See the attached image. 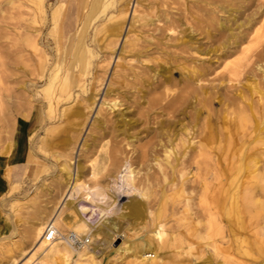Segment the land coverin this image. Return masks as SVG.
Wrapping results in <instances>:
<instances>
[{
  "label": "rangeland",
  "instance_id": "obj_1",
  "mask_svg": "<svg viewBox=\"0 0 264 264\" xmlns=\"http://www.w3.org/2000/svg\"><path fill=\"white\" fill-rule=\"evenodd\" d=\"M161 1L154 0L145 5L146 7L143 4L144 7L136 8V12L138 15L147 14L151 17L168 12L173 18H178L176 13L180 9V20L182 23L186 22L188 27L184 25L178 27L177 32L184 31L178 36L179 38L189 40L191 37L192 42H198L202 49H216L222 42L226 35L223 32L216 33L217 35L210 40L205 37V28L192 17L195 13L200 15V12L190 10L192 15L190 16L188 11L183 12V4L173 3L171 0ZM38 4H40L39 0H0V264H12L13 260L16 264L23 263L26 254L35 244L28 235L29 231L44 222L46 228L58 209L65 218L80 219L92 229L99 228L101 236L95 241L90 239V244L93 243L96 247L92 258H81L76 252L70 251L67 261L57 260L55 264H137L132 251H137L136 246L151 235L153 221L164 225L167 237L165 244L163 243L165 246L162 245L163 249L161 247L159 251L158 264H264V231H262L264 230V180L259 184L255 182L249 169L256 158L261 159L260 154L264 151L262 150L264 132H250V128L247 131L238 130L230 135L231 138L220 136L215 141L212 146V156L216 163L217 176L215 178L208 176L207 193L202 196L203 187L199 184V179L192 176L195 175V165L190 161L197 153L198 142H202L205 119L213 129L222 125L219 122L223 110L220 100L221 96L228 94L225 84L219 87L218 93L216 91L215 97L210 98L207 104H195L191 101L173 116H166L160 115L157 111L169 100L163 90L160 89L152 96L147 95L144 100H138L139 95L135 89L140 86L132 85L131 82L130 75L136 72V75L148 79L150 83L154 82L151 87L156 85L159 78L169 77L172 82L180 83L179 88H181L184 79L182 75H187L186 71L190 66H207L210 62L212 68L217 70L209 79L217 80L225 74L222 67L219 68L222 61L217 60L216 63L220 52H210L202 57L194 56L197 61L196 59L186 61L183 71L180 62L184 61L180 60V56L187 58L190 56L180 52L181 45L175 40L178 38L176 34L169 33L168 46L165 44L159 48L156 41L151 42V46L148 44L147 46L146 43L139 41L138 45L133 47L129 43L134 35L131 31L128 34L129 44H124L135 6L134 0L126 9V23L122 36L118 43H115L117 45L114 43H112L114 46L109 45L107 26L111 23V19L118 15L117 10L125 6V4H114L103 14H98V18L85 32L86 47H89L88 50L93 55L87 56L89 74L83 77L81 75L83 69L74 67L70 74L75 80L74 97L56 106V116L54 114L48 116L49 102L43 88L48 82L47 77L52 70L55 54L58 53L56 43H65L69 38V42H66L69 48L68 55L65 59L64 56L62 57L68 65L67 60L72 53L70 46L76 41L85 21L86 9L76 0H45L43 2L45 11L41 14ZM60 4L63 5L61 17L55 27L50 22V15ZM115 5H117L116 9ZM227 16L219 13L218 21L223 22L225 26L230 25ZM31 19H36L37 24L28 22ZM239 21L241 22L238 17V23ZM159 24L161 27L162 22ZM159 24L157 23V26ZM25 26L29 27L30 32L32 28L40 29L37 53L25 48L22 43V28ZM134 26L136 29L133 30L141 31L143 37L149 33L154 36L159 34L154 26H151L153 29L139 28V24ZM137 47L144 49L139 50ZM138 50L143 54L142 57H132ZM117 58L121 59L119 68H116L115 64ZM143 59L148 62L140 63L145 61ZM231 60L233 58L228 61ZM66 64L63 63L61 66L62 76L66 73ZM122 71L129 75L128 78L121 77ZM155 73L158 74V78L152 81L151 77ZM56 84L52 98L57 90ZM80 84L84 85L87 92L79 89ZM109 84L112 86L110 87L112 92L108 94ZM143 92L145 93L146 89H143ZM104 95H107L105 97L107 101L116 95L121 101L119 110L114 109L109 112L108 109H104L106 106L100 108ZM91 96H95L93 98L95 103L92 109L88 110L86 106ZM151 100H154L155 106L152 105L153 108L147 109L149 106L145 102ZM157 101H160L159 104ZM63 109H70L72 112L82 111L84 115L79 119L82 124L77 125L70 114H67L68 122L65 123L64 118L60 116ZM195 109H200L201 114L198 119ZM96 119H98L97 125L93 123ZM102 120L107 121L109 125H99V121L101 123ZM262 125L264 124L258 127ZM112 126L118 131L116 137L107 131V128ZM158 126L162 129L159 130ZM47 128L50 130L45 134ZM123 137L129 138V141L134 143L133 150L125 147ZM172 139H175L174 144L181 146L176 152L174 151L175 162L171 159L167 167L163 163L165 170L162 168L163 171H160L154 158L162 161V150L156 144L161 141L162 145L164 143L167 145V141ZM179 139H182L181 142ZM251 139L253 142L247 147ZM217 147H220V150ZM143 152L146 154L143 155ZM142 156L147 157L143 159ZM78 166L81 167L82 188L69 198V195L65 196L66 193L64 194L60 182L65 179L66 170L74 177ZM93 168L100 173L96 180L89 178ZM128 170L131 171L132 176L127 175ZM162 172H165V175ZM123 174L127 175L131 188L146 193L145 198L136 193L128 195L121 192L119 185L120 176ZM94 187L104 189L111 199H105L104 203L96 199L95 201L86 199L83 193L86 189ZM197 193L202 197H198ZM131 199L144 206V219L140 217L139 220L138 218L134 220L127 216L126 206ZM202 200H206L212 207L217 202L222 204L223 200L227 207L233 204L238 217L235 218L237 222L229 225L225 223L221 230H215L219 228L214 226V229L207 230L205 217L207 213L204 209L206 204L203 206ZM251 201H257L261 206L256 208ZM244 203H247V206ZM55 228L63 236L69 232L61 225ZM257 230L260 232L258 233ZM205 231H209V234ZM10 249L13 250L11 260L8 255Z\"/></svg>",
  "mask_w": 264,
  "mask_h": 264
},
{
  "label": "bare ground",
  "instance_id": "obj_2",
  "mask_svg": "<svg viewBox=\"0 0 264 264\" xmlns=\"http://www.w3.org/2000/svg\"><path fill=\"white\" fill-rule=\"evenodd\" d=\"M44 1L39 0L40 4H38L41 14L44 13V11H45V6L43 4ZM76 1L78 2V4H82V7L84 9H86V17H85V21H84V23H83V25H82L79 33H78V36L75 39L76 41L74 42V44L72 46H70V48H71L70 50L72 51V53H71V56H69V58L67 60V63H69L68 65L66 64V62H64V60H62V57L64 56L63 58L65 59V57L68 55V49L69 48H67V46H68L67 43L69 42V38L66 41L67 43L66 42L65 43H62V42L56 43L57 44L56 51L58 53L55 54V57L53 59L54 64L52 63L53 64L52 70L50 71V74L48 75V77L46 76L48 79V82L45 85V87L43 88V92L45 93V95H47V99L49 102V105L47 106L48 112H49L48 116H50V114L51 115L54 114L56 116L57 115L56 114L57 111L55 109L56 106L59 105V103H61L63 101L70 100L74 97L75 93H73V85H74L75 80H73L70 77L71 76L70 74H71L72 70L74 69V67H75V69H78V68L83 69L82 74H81L83 77L89 74V71H90L88 68L89 67V58L87 56L92 57L93 55L88 50L89 47L88 48L86 47V36L85 35L87 33L85 34V32L89 29L90 25H92L94 23V21L98 18V16L100 14H103L110 7L114 6V4H125L124 8L122 7V9L117 10L118 15H116L114 18H112L111 23L107 26L108 38H110L109 39L110 40L109 45H113L112 43H114V45H117L115 43H118V40L122 36L124 25L126 23V15H127L126 9H127V7H129V4L133 0H76ZM153 1L154 0H134L135 6H134V9L132 11V18H131L130 25L128 27V31L125 35L124 44L129 42L128 41V39H129L128 34L131 31L134 33L133 37L130 38L132 41L129 39L130 40L129 43L131 46L134 47V46L138 45L137 43L139 41H142V43L144 42V43H146V45L148 44L151 46V42L156 41V45L159 48H160V46L162 47L165 44L168 46L167 42L169 41V33L170 34H176L177 37L184 33L183 30H181L180 32L176 31V30H178V27H180L182 25H184V26L188 25L186 22H184V23L181 22V20H180L181 14L179 13L180 9L177 10V13H176L178 18H176V17L173 18V16L168 12H162L160 16L154 15L153 17H151L147 14L146 15L141 14L142 16L137 14L138 12H136V8L142 7L143 4H144V6L147 4H150ZM159 1H161V0H159ZM171 1H173V3L183 4L182 5L184 7L183 12L185 13L188 11V14L190 16H192L190 10L192 12H193V10H196L197 12L201 13L200 15L195 13L194 16H192V17L195 21H197V23L199 25H201L203 28H205L204 34L208 40L215 37L217 35L216 33L219 34V33L223 32L226 34L223 37L222 42L219 44V46L216 49H209V48L208 49H202V47L200 46V44L198 42H192L191 37L189 40H184L183 37L176 38L175 39L176 42H180L179 44L181 45L180 52L190 56V58L180 56V60L184 61V62H180V66L182 67V70L185 71L184 63L186 61H188L190 59H193V60L196 59V61H197V58H195L194 56L202 57V55H208L210 52H212V53L220 52V54L218 55V57L216 59V63H217V60L222 61L219 68L222 67L225 74L222 75L217 80L209 79L212 75L216 74V70H217V68H214V67L212 68V66H211L212 64H211L210 59H209L210 64L207 66L201 65V66H190L189 67V70L186 71L187 75H185V74L182 75L184 77V79H183V82L181 83V85H182L181 88H179L180 83L172 82L169 79V77H164L163 79L159 78V81L156 83V85L151 87V85H154V82H153V84L150 83V81H148V79H144V77H140L139 75H136L135 74L136 72L135 73L131 72L132 73V75H130L131 79H132L131 82H132V85H139L140 86L139 88L135 89V91H137V94L139 95L137 98L138 100H144L147 95L152 96L155 92H158L160 89L163 90L164 94L167 95V98H169V100L163 106H161L157 111H159L160 115H166V116H168V115L173 116L175 113L179 112V109H181L182 107H184L185 105H187V103H189L191 101H194L195 104L196 103L197 104L198 103H203V104L206 103L210 98L215 97L214 95H216V91L218 93V89H220L219 87H221L222 85L225 84L224 86L227 88V91H228L227 93L229 95L226 93L227 95L221 96V100H220L222 107H223V110H222V116L219 117V122L222 123V125L220 128L217 127V129H213L209 125L208 120L205 119L206 121L204 122V126H203V133L204 134L201 133L203 135H202V137L200 136L202 138L201 139L202 142H198V147H197L198 150L196 149L197 153H196L195 157H193V159L190 158V159H192V161H190V163L192 162L193 165H195V169H194L195 175H192V176H196L197 180L199 179V184L203 187V192H201V194H202V196H204L203 194L207 193L206 185H207L208 176L211 175L214 178H215V176H217L216 171H215L216 163L214 162V158L212 156L213 155L212 154V152H213L212 146L214 145L215 141L220 136H221V138H223V137L231 138L230 135L232 136V134L238 130L247 131L250 128V132L251 131H256L257 133H258V131L264 132V125H262V127H258V125L264 124V2H260L261 0H171ZM155 3H157V2H155ZM161 3H162V1H161ZM62 6L63 5H61V4L57 5V7H55L53 9V11L51 12L50 22L55 27L57 26V24L60 21ZM116 6L117 5H115V9H116ZM162 7H163V5H162ZM152 8H151V10L154 9V8L153 9ZM153 11H155V10H153ZM146 12H147V10H146ZM219 13L224 14V16H225V14H227L228 16L226 19H228V23L230 22L231 24L225 26L223 22H222L223 23L222 24L220 21H218L217 15ZM238 17H239V20H241V22L239 21L240 23H238ZM28 22L37 24L36 19H31ZM156 22L158 24L162 22V26L160 27V24H159V26H157ZM155 23H156V25H155ZM135 24L136 25L139 24V28L148 27V29H150L149 27L155 25L153 28L156 31H158L159 34H158V36H156V35L154 36L153 34L151 35L149 33L148 35L143 37L141 31H140L141 33L139 31L135 32V29H136L134 26ZM133 28H135V29L133 30ZM22 29H23V31H22L21 38H22V43H23L24 47L30 48V49H32L33 52L37 53L39 51L37 38H38V35L40 34V31H39L40 29L32 28L31 32L28 30L29 29L28 26H25ZM131 36H129V37H131ZM163 41H165V42L163 43ZM154 43H152V44H154ZM65 45H66V47H65ZM127 45H126V47H127ZM140 47H142V45H140ZM61 48H62V50H61ZM137 48H139V47H137ZM142 49H144V47L139 48V50H142ZM163 49H166V48H163ZM139 50L136 52V54H133L132 57H135V56H137V58L142 57L143 54L141 52H139ZM153 50H155V48ZM128 52H129V50H128ZM144 56L146 57L147 55H144ZM231 58H233V60L228 61ZM145 59H143V60H145ZM147 59L149 61V58H147ZM150 59H151V57H150ZM148 61L145 60V61H141L140 63H142V62L144 63V62H148ZM63 63H64V65L66 64L67 70H66V73L62 76V75H60V72H61V66ZM115 64H116V68H119L121 66L120 65L121 59L117 58ZM162 71H164V70H162ZM47 74H48V72H47ZM60 76H62V78ZM128 76L129 75L126 72L122 71L121 77L123 79L128 78ZM151 78H152V81L154 80V78L157 79L158 74H156V73L153 74V76ZM57 82H59L58 85L56 84ZM55 84L57 85V90H56L54 98H52L53 91L56 87ZM111 85H112V83H111ZM111 85L109 84L108 89H110V87H112ZM78 87L83 92H87V90L85 89L83 84H80ZM143 89H146L145 93L143 92ZM107 91H109L108 94L112 92L111 89L107 90ZM105 97H107V95H104V98L102 100L100 108H103V106H106L104 109L105 110L108 109L109 112L113 111L114 109L119 110L120 105H121L120 104L121 101L118 100V97H116V95L114 96L113 99H110L109 101H107L105 99ZM93 98H95V96H91V99L89 100V103L87 104L88 106L85 105L88 110H91L92 107L94 106L95 100L93 101ZM155 102H156V100H155ZM157 102L159 104L160 101H157ZM145 103L149 106V108H147V109L153 108L155 106L154 100H151V101L145 102ZM152 105H154V106H152ZM70 109H63L60 112V114H61L60 116L64 118V122L65 123L68 122L66 117H67V114L68 115L70 114V116H72L75 119V123L77 125H81L82 122H80L81 120H79V119H81L83 117V115H84L83 112L82 111L81 112H78V111L72 112ZM157 111H155V112L158 113ZM200 114H201L200 109H197L196 110V118L197 119H198V116ZM207 115L209 116V112L207 113ZM47 120H49V119L47 118ZM97 120L98 119L94 120V122H93L95 125L98 124ZM99 125H101V126L105 125L106 126L109 124L107 123V121L102 120L101 123L99 121ZM158 128H159V126H158ZM161 129H162V127L160 126L159 130H161ZM230 129H232V130L230 131ZM49 130H50V128H47L45 130V134ZM107 131L111 132L114 137L117 136L118 131L115 129V127L112 126L111 128H107ZM158 132L162 133L163 131H158ZM186 136H188V134ZM251 136L252 135H250V137ZM174 140L175 139H172L171 141H167L168 142L167 145H165V143L162 145L161 141H158V143L156 144V146L157 147L159 146V148H161V150H162V161H159L158 158H154V162L158 166L160 171H163V169H164L163 163L167 167V166H169V161L171 159H172L171 161L175 162V160L173 159L175 157L174 151L176 152V149L181 145L180 144L179 145L174 144ZM179 140L181 142L182 139H179ZM122 141L124 142L125 147H129L132 150L135 147L133 145L134 143L132 144V141H129V138H127V137H123ZM220 141H221V139H220ZM240 141H242V140H240ZM252 142H253V139H251L248 142L247 147ZM182 145H183V143H182ZM218 146H220V145H218ZM145 148H146V146H145ZM218 148L220 150V147H217V149ZM245 148H246V146H244L243 149H245ZM253 148H254V146H253ZM217 149H216V151H217ZM224 149H225V147H224ZM251 150H253V149H251ZM262 150H264V149H262ZM139 152H141V151H139ZM223 152H224V150H223ZM145 154L146 153H144L143 155H145ZM260 155H261V159H264V151H262V153ZM143 157H147V156H142V158ZM143 159H145V158H143ZM261 159L256 158V160L253 161V163H251V166L250 167L248 166L249 169L251 170L250 174L253 175L252 178L258 184L261 183L262 180H264V160H261ZM143 162H144V160H143ZM260 163H261V165H259ZM187 165L189 166L190 164H187ZM127 168H129V167L127 166ZM80 169H81V167L78 166L74 177L72 176L71 172L66 170L65 179L60 182V186H62L64 191H65L64 194L66 193L65 196L69 195V198L72 197L76 191H78L82 188V185L80 182V178H81ZM184 169H187V168H184ZM180 171H181V169H180ZM99 174H100L99 171L96 170V168L95 169L93 168L90 175H89V178L96 180ZM180 174L182 175V173H180ZM127 175L132 176L133 174L131 173L130 170H128ZM127 175L123 174L122 176H120L119 187H121V192L127 193L128 195L130 193L131 194L136 193V194L140 195L142 198L143 197L145 198L146 197L145 192L143 193V192H141L142 190L138 191V190H135L134 188H131L130 184L128 183ZM192 180H190V181H192ZM217 180H218V178H217ZM211 181H212V183H214L213 180H211ZM178 182H177V184H178ZM164 183H165V181H164ZM210 184H211V182H210ZM193 185H194V183H193ZM195 186H197V184ZM170 188H171V186H170ZM192 191H193V188H192ZM258 192H260V191H258ZM83 194H84V196H86V199H92L94 201L96 199V201H99L101 203H104L105 199H107V200L111 199L109 196H107V193L104 189L98 188V187H94L92 189H86L85 193H83ZM197 196L200 197L198 193H197ZM257 196L260 197V195H258V194H257ZM202 201H203L202 205L206 204V206L205 205H203V206H205L204 209L207 213V216H205L206 220H207V227H208L207 230L213 228V226L216 228H219V229H215V230H221L225 223H228V225H229V224L234 223L236 221L235 218H238V217H236V209L233 207L234 206L233 204H230V206L227 207L226 202H224V200H223L222 204H219L217 202V204L214 207H212L209 203L206 202V200H202ZM184 202H186V201H184ZM248 203L250 204V201H248ZM197 204H199V203H197ZM244 204H246V206H247V203H244ZM251 204L256 208L261 206V203L259 205V203L257 201H251ZM65 205H67V204H65ZM143 207L144 206L140 202L131 199L128 206H126V208L128 209L127 216L130 218H133L134 220L137 218L139 220L140 217H143V211H144ZM252 211L254 212V209H252ZM206 213H205V215H206ZM248 213H250V212H248ZM255 213L257 214V212H255ZM194 214H196V213H194ZM155 215H156V213H155ZM251 215H253V213ZM197 217H200V216H197ZM155 218H157V217H154V219ZM143 219H144V217H143ZM143 219H142V221H143ZM248 219H250V218H248ZM46 221L48 222L49 219ZM44 223L39 224L38 226L36 225L37 227H35L29 231L28 235L32 239V241H35L34 242L35 244L33 245L32 249L26 254L23 263L20 262L18 264H33V263H35V264H53L54 263L55 264L57 262V260L67 261L69 258V252L70 251L76 252L78 254V256L81 258L82 257L92 258L94 256L96 247L93 245V243L90 244V239H92V241L99 239V237L101 236V231L99 228L92 229L89 226V224H87L85 221L80 220V219L65 218L61 215V211L59 209L55 211L54 215L51 217L50 221L48 222L46 228H44V225H46V223L45 224ZM152 224H154V227L152 229L151 235L148 236L141 244L136 246L137 248L134 247L135 249H137V251H132V254L136 257V263L137 264H158L160 262L159 251H160L163 243L166 241V238H167L166 234L164 232L165 227L163 224H156V221H153ZM60 225L69 231L64 236L59 233L57 228H55V227L60 226ZM48 227H51V229L55 230V237L50 242H47L45 240L44 234L42 235V232L43 231L45 232ZM224 230H225V228H224ZM262 231H264V230H262ZM205 232H208V234H209V231H205ZM257 232L259 233L260 231L257 230ZM200 237H201V235H200ZM207 238H209V237H207ZM77 239H79L81 242L76 244V246H74L72 242H75V240H77ZM163 246H165V245H163ZM189 246H191V245H189ZM162 249H163V247H162ZM189 250H190V248H189ZM148 252H151L153 254H149ZM12 253H13V250L10 249L9 254H8L10 256V260L13 259L11 257ZM148 259H151V260H148ZM12 264H16V263H14V260H13ZM228 264H230V263H228Z\"/></svg>",
  "mask_w": 264,
  "mask_h": 264
},
{
  "label": "built area",
  "instance_id": "obj_3",
  "mask_svg": "<svg viewBox=\"0 0 264 264\" xmlns=\"http://www.w3.org/2000/svg\"><path fill=\"white\" fill-rule=\"evenodd\" d=\"M44 237H45V240L47 242L52 241L55 237V230L51 229V227H48L46 229V231L44 232ZM75 242H72L74 246H76V244L80 243L81 241L79 239H77V240H75Z\"/></svg>",
  "mask_w": 264,
  "mask_h": 264
}]
</instances>
